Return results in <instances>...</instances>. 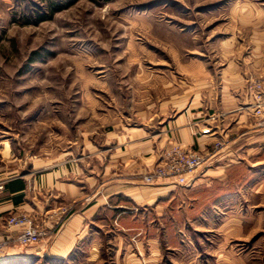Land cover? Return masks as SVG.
I'll list each match as a JSON object with an SVG mask.
<instances>
[{"label":"rangeland","instance_id":"1","mask_svg":"<svg viewBox=\"0 0 264 264\" xmlns=\"http://www.w3.org/2000/svg\"><path fill=\"white\" fill-rule=\"evenodd\" d=\"M262 9L264 0H0V178L80 160L90 143L103 146L179 94L201 93L190 62L216 66L232 46L247 56ZM247 79L250 93L264 91L262 75ZM235 173L225 192L253 218L228 243L246 264H264V198L247 193L245 171ZM253 200L261 203L250 210ZM194 236L202 264H213L220 236Z\"/></svg>","mask_w":264,"mask_h":264},{"label":"crops","instance_id":"2","mask_svg":"<svg viewBox=\"0 0 264 264\" xmlns=\"http://www.w3.org/2000/svg\"><path fill=\"white\" fill-rule=\"evenodd\" d=\"M253 14L257 41L247 56L228 41L231 57L216 66L190 62L187 70L203 77L201 93L179 94L160 114L107 135L104 147L90 143L80 160L0 178V264H202L198 233L221 238L213 264H246L228 242L239 240L253 217L241 216L237 197L225 191L243 170L247 193L264 198V125L246 84L252 72L264 77V9ZM175 147L205 157L188 177L192 184L146 183ZM20 214L46 231L39 244L17 242L22 228L8 221Z\"/></svg>","mask_w":264,"mask_h":264},{"label":"built area","instance_id":"3","mask_svg":"<svg viewBox=\"0 0 264 264\" xmlns=\"http://www.w3.org/2000/svg\"><path fill=\"white\" fill-rule=\"evenodd\" d=\"M255 101V113L260 117V124L264 125V91L262 89L255 93ZM204 163L203 154L175 147L163 157L153 172L146 176L145 182L150 184L158 180H172L178 185L190 186L192 180L188 177L194 175ZM3 189L4 185L0 184V191ZM8 225L22 228V232L17 238V242L21 246L37 245L46 236V231L26 214L12 217L9 219Z\"/></svg>","mask_w":264,"mask_h":264}]
</instances>
